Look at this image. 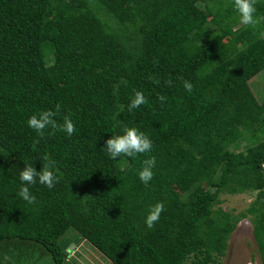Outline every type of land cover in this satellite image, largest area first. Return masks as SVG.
I'll return each instance as SVG.
<instances>
[{"label": "trees", "instance_id": "16d2710c", "mask_svg": "<svg viewBox=\"0 0 264 264\" xmlns=\"http://www.w3.org/2000/svg\"><path fill=\"white\" fill-rule=\"evenodd\" d=\"M232 3L0 0V246L19 261L42 248L69 264L60 240L73 230L112 264H223L249 215L264 264V101L250 86L264 71V0L250 26ZM137 90L147 103L129 111ZM43 110L58 125L70 116L74 133L39 136L27 120ZM126 126L153 147L112 160L102 148ZM45 156L59 179L30 185L29 204L19 173L31 162L40 171ZM149 157L145 184L138 171ZM251 190L246 213L220 207L223 193ZM157 202L164 209L148 228Z\"/></svg>", "mask_w": 264, "mask_h": 264}, {"label": "clouds", "instance_id": "9594fccd", "mask_svg": "<svg viewBox=\"0 0 264 264\" xmlns=\"http://www.w3.org/2000/svg\"><path fill=\"white\" fill-rule=\"evenodd\" d=\"M232 8L240 25L250 26L257 22L256 0H233ZM261 35L264 36V33H261ZM184 88L188 92H191L193 84L190 81H185ZM160 99L163 100L164 97H160ZM145 103H147V101L143 92L137 90L135 91L134 97L130 100L128 110L138 109ZM54 115V112L51 110L39 111L28 118L27 124L41 137L44 136L45 130L49 127L54 129L59 127L61 131L71 136L75 131L71 117L65 116L62 125H58L54 119ZM152 147L153 142L148 135L137 127L126 126L122 128L120 133L111 135V137L106 140L102 150H104L106 155L112 160H117L122 156L135 159L139 154L150 152ZM24 164L25 167L21 168L19 173L21 185L18 196L23 201L32 204L35 203L36 197L30 191V185L39 182L41 185H45L47 188L52 189L59 178L54 171L55 162L47 156L43 158V167L40 171H37L33 166V162ZM155 165V157H149L143 160L142 166L138 171L141 182L148 184L153 179ZM163 209L164 205L162 202H157L148 206L144 218V223L148 228H152L159 220ZM106 264H112V262L106 261Z\"/></svg>", "mask_w": 264, "mask_h": 264}, {"label": "rangeland", "instance_id": "374dc122", "mask_svg": "<svg viewBox=\"0 0 264 264\" xmlns=\"http://www.w3.org/2000/svg\"><path fill=\"white\" fill-rule=\"evenodd\" d=\"M250 86L258 99L261 102L264 101V71L250 81ZM246 144L247 142H243L239 147V151H245ZM178 191L179 194L183 193L181 187ZM256 196L257 192L253 190L242 194L223 193L220 207L231 215L240 216V214L246 213L256 200ZM251 220L252 216L248 215L247 218L238 223L236 230L229 238L227 253L222 260L223 264H262L261 251L254 236ZM77 240L78 235L73 230L66 233L60 240L62 244L69 245V264H106L107 259L93 246L85 241L76 244ZM40 249L42 251L38 249L34 253L32 251L22 253L23 258L21 260H30L32 261L30 264H52L51 256L46 251L44 252L42 248ZM29 255L30 257H27ZM32 255H36L33 257L34 262Z\"/></svg>", "mask_w": 264, "mask_h": 264}, {"label": "crops", "instance_id": "0c3cea01", "mask_svg": "<svg viewBox=\"0 0 264 264\" xmlns=\"http://www.w3.org/2000/svg\"><path fill=\"white\" fill-rule=\"evenodd\" d=\"M10 248L12 249V246ZM15 252L14 249L9 251V247L7 246H0V264H30V261H19L14 255ZM2 254H5V256Z\"/></svg>", "mask_w": 264, "mask_h": 264}, {"label": "built area", "instance_id": "2783aa9c", "mask_svg": "<svg viewBox=\"0 0 264 264\" xmlns=\"http://www.w3.org/2000/svg\"><path fill=\"white\" fill-rule=\"evenodd\" d=\"M252 264V263H251Z\"/></svg>", "mask_w": 264, "mask_h": 264}]
</instances>
